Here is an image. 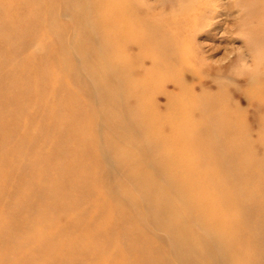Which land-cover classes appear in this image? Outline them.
I'll list each match as a JSON object with an SVG mask.
<instances>
[{
	"label": "bare ground",
	"instance_id": "1",
	"mask_svg": "<svg viewBox=\"0 0 264 264\" xmlns=\"http://www.w3.org/2000/svg\"><path fill=\"white\" fill-rule=\"evenodd\" d=\"M25 1L0 0V71L6 72L0 77V264H176L174 252L195 250L203 255L199 264H205L218 256L204 248L207 240L232 264H259L264 252V197L253 190L264 187V160H242L247 153L241 142L246 127L233 112L225 85L218 83L216 91L201 95L191 89L189 70H195L198 61L187 38L189 29L167 15L138 13L130 0H96L85 24L90 35L69 47L61 24L55 36L46 27L49 7L28 8ZM252 1L253 12L264 14V0ZM190 6L185 3L173 15H182L186 24ZM255 31L264 32L263 20ZM35 41L47 43L40 59L26 46ZM87 53L94 58L89 61ZM56 57L63 70L115 74L113 81L100 84L110 117L120 120L116 110L121 105L122 119H128L139 136L153 137L165 151L167 187H158L151 174L138 167L134 153L122 157L125 174L134 179L117 182L116 189L129 200L111 213L114 204L105 201L110 193L105 190L96 134L88 133L94 116L87 111L88 101L74 92V82L57 70ZM148 58L149 69L142 64ZM137 68L139 75H132ZM34 70L42 71L40 81H34ZM251 78L264 80V64ZM166 81L180 86V94H169L162 112L155 96ZM27 86L39 92L38 104L27 97ZM123 91L126 97L120 102ZM10 92L15 106L7 104ZM261 93L254 98L263 104ZM258 117L264 125V109ZM179 131L184 137H176ZM208 134L227 143L224 154L231 158L225 162L217 157L221 167L203 165L202 150L209 142L202 135ZM185 136L194 137L186 141ZM135 187L142 190L143 199L132 193ZM235 195L244 200L237 201ZM144 200L145 217L138 206ZM251 201L259 206L252 215ZM185 207L194 226L185 221ZM150 221L169 233L173 246L156 238L147 226Z\"/></svg>",
	"mask_w": 264,
	"mask_h": 264
},
{
	"label": "rangeland",
	"instance_id": "2",
	"mask_svg": "<svg viewBox=\"0 0 264 264\" xmlns=\"http://www.w3.org/2000/svg\"><path fill=\"white\" fill-rule=\"evenodd\" d=\"M130 1L133 3L132 5L134 7L138 8V13L149 10L157 16L167 15L170 19L174 20V22L182 25V28L189 29L187 38L195 54L194 61H198L197 63L194 62L196 65L195 70H189V84L191 89L195 95H201L207 91L210 93L216 91L218 83L225 85V90L229 95V102L234 106L233 112L239 115V119L242 121L244 127H246V135L245 138H241V142L247 147V153L243 154L244 157L242 160H244V162L247 161L246 163L248 164L256 161H263L264 125L259 121L258 114L262 113L264 103H258L254 95L258 92H262L261 94L264 96V80L254 82L251 76L257 67L260 68L264 64L262 60L264 54V41H262L264 32L260 31L255 33L260 20L264 21V14L261 12H253L252 9H254L255 6H251L254 3L252 0ZM95 2L96 0H27L25 1V5L28 8H32L37 4L45 8L48 6L51 11V16L48 21L49 24L46 25V27H49L50 33L55 36L59 34L56 30H58L57 28H59L61 24L62 29L65 31L63 34L65 45L73 47L78 38L81 39L82 42L86 41V38L90 35L86 30L85 24L89 19L88 16L93 12L92 6ZM185 3L191 5L189 11L192 14L191 20L186 24L185 18L182 15H173V10L179 9L182 5L185 6ZM194 13L195 16H193ZM155 23H159V21L155 20ZM69 25L71 26L70 31L67 30ZM26 46L32 52L34 58L40 59L42 58L41 54H44L47 43L41 44L35 41L28 43ZM131 50L133 53H137L138 49L136 46H132ZM89 57L94 58L93 53H87L86 58H88V60ZM56 58L55 64L58 68L57 70L62 76H67L70 81L74 82L71 84L74 92L79 98L88 101L87 111L90 116H94L95 123L88 127V133L89 135L96 134L95 144L99 155V162L102 163L101 165L103 166L102 176L106 179L105 190L110 193L105 201L110 202L111 199L114 204L111 213H117V208H119V206H124L129 200L126 193H120V191L116 189L118 187L117 182L123 180L125 184L126 182L132 183L134 179L132 174H125L123 168L126 166L124 165L122 157H129V154L134 153L133 159L135 162L138 160L140 162L138 167L148 171V173L151 174L152 180L154 183L156 182L155 184L158 187H167L169 182L166 181L164 175L166 163L163 162L166 159L165 151L156 145L155 140L152 139L153 137L139 136L133 124L130 123L128 119H122L124 111L121 109V105L119 106V110H116L118 116L120 113V120L110 117L107 104L105 103L103 85L100 84L107 79L113 81L116 78L115 74H113V72L108 75L103 72L92 74L86 71L87 69H83V71L75 70L73 72L65 69L63 70V62L58 57ZM142 64L146 65V68L149 69L152 67V60L148 58L143 60ZM130 73L132 75H139L140 70H138V68L133 69ZM31 74L34 81H40V79H42L41 70H34ZM3 75H6V72L1 70L0 77H4ZM159 86H161V93L155 96V101L163 112L165 111V106L168 104V95L180 94V86L174 85L169 81ZM39 87L41 86L39 85ZM33 88V86H27L25 88V90L29 92L27 93V97H32L33 102L38 104L40 101V94L38 91L32 90ZM119 94L118 97L121 102L126 97V93L123 91L122 93L119 92ZM8 96L7 104L15 106L13 94L10 92ZM196 117H198V115ZM125 128H127L130 133L126 134L127 131L124 130ZM179 132L182 133V131ZM176 137L182 138L184 134H177ZM193 137L185 136V140L192 141ZM202 137H205L209 142L204 151L202 150L205 154L203 165L217 167V157L223 159L225 162L230 161L231 156L229 158L224 154L226 150L228 151L225 145L227 143L222 144L218 139H212L213 135L211 134L202 135ZM198 139L200 138H197V140ZM194 140H196V138H194ZM114 142L117 143L116 147L112 145ZM185 149L187 151L193 150V147L188 148V146H185ZM233 150L232 151L236 154V149ZM142 154L144 158H142ZM224 165L227 164L225 163ZM227 181V179H224V182ZM262 181H264V179ZM135 189V192L132 191V193L136 195L135 197L143 199L142 190L138 187H135ZM253 193L264 197V187L254 189ZM235 198L237 201L244 200V197H239L238 195H235ZM251 202V207H254L251 209L252 215L254 210H258L259 206L256 207L253 205L254 201ZM117 204H119V206ZM175 204L178 205V202L176 201ZM147 205L148 202L146 200L140 203V205L138 203V206H140L139 214L144 217L147 213L144 208L147 209ZM179 206L182 207L181 204H179ZM233 209L236 208L233 207ZM251 219L252 218L249 219V222H251ZM185 221L190 226L195 225V219L186 207ZM147 226L154 233L156 238L165 245L170 247L174 245L172 238L170 241L169 233L165 229L158 227L154 221H150ZM123 228L124 226L122 225L121 229ZM262 246L264 247V245ZM204 248L212 250L216 254L218 253V256L214 258L212 262L209 260L208 263L205 264H232L231 258L223 252L220 253L221 248L214 243L210 244L207 240L204 244ZM174 254L176 264H199V258H203V255L198 254L196 250L192 253H186L185 255L178 252H174ZM262 256L263 258L261 259L263 260L259 262V264H264V252H262Z\"/></svg>",
	"mask_w": 264,
	"mask_h": 264
}]
</instances>
